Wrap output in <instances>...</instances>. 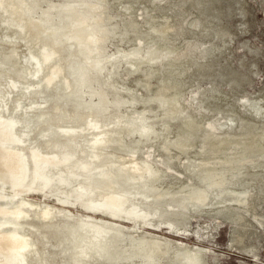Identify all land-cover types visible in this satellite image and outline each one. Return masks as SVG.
<instances>
[{
  "label": "rangeland",
  "instance_id": "obj_1",
  "mask_svg": "<svg viewBox=\"0 0 264 264\" xmlns=\"http://www.w3.org/2000/svg\"><path fill=\"white\" fill-rule=\"evenodd\" d=\"M7 1L13 10L21 7V22L44 27L40 41L33 31L19 33L5 26L0 16V118L13 121V135L20 142L9 148L23 153L28 175L35 150L58 162L70 156L72 165L105 167L103 173L129 166L130 159L148 160L159 170L154 183L158 192L166 195L159 210L171 214L154 219L152 224L159 226L154 231L136 222L118 224L136 227L132 236L168 242L160 264H176L182 250L199 253L201 264H264V0ZM36 2L38 8L31 11ZM96 17L103 24L97 25ZM98 26L111 31L101 44ZM75 32L94 37L90 53L82 51V42L70 39ZM151 47L160 51L158 59L148 55ZM137 49V60L144 57L139 64L121 58ZM72 51L77 59L71 60ZM87 59L109 61L99 75L86 65ZM103 90L108 101L117 96L123 105L116 109L109 103L101 113L84 109L102 102ZM158 96L175 102L159 107ZM140 114L154 135L126 136V118ZM118 116L124 121H117ZM101 133L109 140L105 150L96 141ZM118 140L123 147L117 150ZM72 171L62 164L46 170L62 176ZM207 173L222 186L208 189L204 203L186 200L182 208L178 202L190 189H206L200 176ZM22 176L26 179V171ZM55 189L60 187L22 195L31 206L23 208L27 216L17 224L33 244L24 264H73L79 253L96 249V243L95 248L90 244L98 230L87 226L112 224L105 216L90 214V199L76 194L77 187L67 192L66 200L59 194V202ZM6 195L13 192L6 188ZM45 209L55 211L45 217ZM168 224L173 227L164 228Z\"/></svg>",
  "mask_w": 264,
  "mask_h": 264
},
{
  "label": "bare ground",
  "instance_id": "obj_2",
  "mask_svg": "<svg viewBox=\"0 0 264 264\" xmlns=\"http://www.w3.org/2000/svg\"><path fill=\"white\" fill-rule=\"evenodd\" d=\"M35 1H37V0H35ZM35 1L33 0L32 2L34 3ZM100 1L98 3H100ZM70 2H71V0H70ZM91 2H92V0H91ZM91 2H89V3H91ZM95 2L97 4V1H95ZM35 4H36V8L33 5L30 8V9H32L31 11H36V9L38 8V3L36 2ZM83 4H85V3H83ZM9 5H10L9 1L0 0V16L2 17V21H1L2 24H4L7 27H15L19 33H23L27 30L33 31V34L35 35V39H39L40 41H43L42 36H44V34L42 31H43L44 27L42 28L41 23L35 22L34 25H30L31 23H28L27 21L21 22L18 18V17H21V15H22V12L20 10L21 7L18 8V7L13 5L14 6V10H13V8L10 7L11 5L10 6ZM89 5H91V4H89ZM67 6H68V3H67ZM78 6H81V5H78ZM71 7H73V6H71ZM71 7H69V9ZM92 7H94V6H92ZM73 8H75V7H73ZM78 8H80V7H78ZM90 8H88V9H90ZM46 10H47V8H46ZM48 11L50 12L52 10H48ZM58 11H61V10L59 9ZM83 13H84V11H83ZM81 14H79V16ZM51 15H54V14H51ZM82 15H86V14H82ZM84 17L86 18V16H84ZM89 17H90V15H89ZM77 18H79V17L77 16ZM87 18H88V16H87ZM30 20H31V18H30ZM90 20H92V19H90ZM45 21H47V20H45ZM45 21H43V22H45ZM78 21H79V19H78ZM95 21H96L97 25L100 23L103 24V20L101 18H97ZM95 21L93 23H95ZM32 22H34V21H32ZM51 24H54V23H51ZM51 24H50V26H52ZM80 25H81V23H80ZM82 28L80 30H82ZM75 29H76V27H75ZM89 29H91V28H89ZM86 30H87V28H86ZM73 31H75V30H73ZM55 33H56V31H55ZM110 33H111V31L104 29V27H99L98 33L96 35H99L100 37L99 38L97 37L99 39L97 41H99L100 44L103 43L106 39L109 38ZM73 35H75V36H73ZM73 35H71L72 38H70V39L73 41H76V42H82L83 47L80 46L82 51L90 53V46H91L90 44L92 43L91 41L94 37L89 38V37H87L89 35L84 36V35H81V34L76 33V32L73 33ZM62 37H63V35H62ZM51 40L52 39H50L49 41H51ZM55 41H56V39H55ZM66 41H67V39H66ZM59 43H60V41H59ZM73 44L75 45V43H73ZM98 46H100V45H98ZM80 47H78V48H80ZM71 49H73L72 46L67 47V50L71 51ZM101 49L102 48H99L100 51H101ZM75 51H72L71 53H69L70 57L73 56V57H71L72 58L71 60H74L73 58L77 59ZM137 51H138V49H137ZM137 51L133 50L129 53H125L121 56V58L125 59L127 62H128V60H130V61L133 60L132 62H134V63L137 62L139 64L141 62V60L144 59V57L142 58L139 55L141 58H140V60H137L138 59L137 53H139V51L138 52ZM91 52H93V51H91ZM101 52H103V51H101ZM148 52H146V53H148V55L151 54V56L152 55L154 56L153 59H158V57L156 58V54L158 52V55H159L160 51H158L156 47H151V50H149ZM54 55H55V53H54ZM148 55H147V57H149ZM95 57H96V55H95ZM95 57H93V58H95ZM111 59L113 60V58H110L109 60H111ZM83 60H84V58H83ZM83 60H80V61L83 62ZM109 60L103 61V62H102V60H100L101 63L95 64L93 62L94 61L93 59H92V61L91 60L88 61V59H87L85 61V63L95 73L101 75L103 73V71H105V65L104 64L106 62H108ZM150 61H151V59H150ZM78 64H79V62H78ZM36 75H38V74L36 73ZM78 82L81 83V82H83V80L81 79ZM106 84H107V82H106ZM79 89L81 90L80 87H79ZM82 92H80V94ZM75 94H76V92H75ZM81 95L83 96V94H81ZM76 96H78V95H76ZM115 98H117V99L113 100L112 102L110 100L108 101L107 94L103 90L102 96H101L102 102L84 105V107H85L84 109L95 110L98 113V112L103 111L106 108H108L109 103L112 107L118 109L121 105H123L124 102H123V100H121L117 96ZM155 100L159 104V107H164L165 105L167 106V105H169L168 103H172L170 101H173L172 99L169 100V99H166V98L160 97V96L156 97ZM173 102H175V101H173ZM82 104H80V105H82ZM81 107H83V106H81ZM168 113H171V110L169 108H168ZM90 116H91V114H90ZM116 120L117 121H124L123 118H121L119 116L116 118ZM126 122L128 123V126L125 128V133H126L125 135L126 136L137 134V135H139L140 138L147 139V138L154 135V130L152 129L150 124H147L148 119L144 116V114H140L137 117L131 118V119L126 118ZM118 123L119 122H117V124ZM90 126L97 128L96 123H93ZM96 141H97V144H99L102 147V149L105 150L107 148L106 146H107L109 140L106 139L104 133H101L100 137L96 138ZM13 142H20L13 135V121L7 120L4 118H0V175H3L2 177H5V178H3L4 181L0 183V201L3 203V205H0V264H24L25 253H27V252L29 253L32 251L33 244L31 243L30 239L27 236H24L23 233H21V226L17 224V221L20 218L27 216V213L24 211L23 208L27 207V206H31L28 202H25V200L23 201L22 195H23V193L30 192V191L42 192V191H44V189H46L50 185H56V186L60 187L59 190L58 189L53 190V193H54L55 197L57 198L58 202L61 199L58 196L59 194L64 195L65 196L64 199L66 200L67 199L66 196L69 195V194H67V192L71 189L75 190L77 187L78 193H76V194H83L84 198L90 199L89 204H91L93 206L92 207L93 209H90V208L88 209L90 214L93 213L95 215L105 216V218H107L108 221L112 222V224L106 223L104 225L105 228L93 227L91 225L87 226L89 228H93V229L98 230L95 232L96 236L94 237L93 241L90 244L91 246H93V245H95L94 243H96V249L94 250V252L92 254H91V252L93 251V249L89 254L84 253V252L79 253L78 258H76V257L73 258V264H88L89 262H93L95 264H160L161 263L163 256L165 254H167V252H168V251L166 252V250H168V245H167L168 242H166V241L165 242H161V241L159 242V239L156 237L151 238V237H146V236H138V237L132 236L130 230L136 229V227H134L133 225H130L127 228H123L120 224H118V223L132 224V223L136 222L137 224L138 223L144 224V227L146 229L154 231L159 226L152 224V221L154 219H161V218H163L165 216H169L171 214L170 213L168 215L167 212H163V211L159 210V205L162 204V202L166 198V195L158 192V187H156L154 183H156L158 180L157 175L159 173V170L157 168L152 167L148 163V160L136 161V160L130 159L128 161L129 166H125L124 164H122L121 166L114 168L111 173H103L105 170V167L92 168L90 164H86L84 162H80L79 164L72 165L71 163H69V161L72 159V157H70V156H68V157L64 158L62 161L58 162L60 159L57 160V158L55 156H43L35 150V151H32V154H31V159L33 161L34 169H33L32 175L30 176V174L28 175V173H27L28 165H27V162H26V159H25V156L23 155V153L21 151L9 148V145L12 144ZM46 144H48V143H46ZM49 144H50V142H49ZM116 147H117V150H118V147L119 148L123 147L120 140L117 141ZM113 149H115V148H113ZM57 164H62V166H64V167L71 166L73 168V171L70 173H63V176L58 175V173L55 175H51V174H48V172H46V170L48 168H51L54 166L56 167ZM78 169H81L83 171L77 173ZM24 171H26V179H24L22 176V173ZM214 177H211V175L208 173L201 175L200 176L201 181H204L207 184L206 189H196V188L190 189L188 196L181 198L180 202H178L179 204H181L180 206L182 208H185L183 204L186 200L192 201L193 203H195L197 205L204 203L207 199L208 189H211L213 187H221L222 186L223 182L222 181H218V182L215 181ZM218 180H221V179H218ZM16 183L18 185H16ZM6 188H9L13 192V195H10V196L6 195ZM19 194H21V195H19ZM16 200H17V205H12V202L16 201ZM53 211H55V210L45 209L42 215L45 217H48L52 214ZM56 212H58L59 214H62V211H56ZM83 225H85V224L83 223ZM172 227L173 226L171 224H168V227H164V228L171 229ZM76 229H79V227ZM137 230H138V228H137ZM91 231H93V230L91 229ZM74 232H76V231H74ZM84 233L86 234V232H84ZM70 234H71V232H70ZM74 236H75V234H74ZM79 238L76 237V239H79ZM100 240L102 241V244H101ZM71 241H73V240L71 239ZM82 241H84V240H82ZM65 242L67 243L66 240H65ZM76 243L78 244L79 242H76ZM70 246H71V244H70ZM86 247H88V246H86ZM85 250H87V249H85ZM67 252L68 251H66V254H67ZM72 252L70 253L71 255H72ZM73 254H74V252H73ZM176 264H201V258H200L199 253H197V252H194V253L191 252L190 253V252H187L185 250H182L180 252V254L177 255Z\"/></svg>",
  "mask_w": 264,
  "mask_h": 264
}]
</instances>
